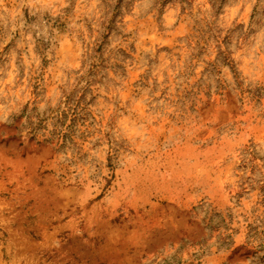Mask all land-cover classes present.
Returning <instances> with one entry per match:
<instances>
[{"label": "rangeland", "instance_id": "obj_1", "mask_svg": "<svg viewBox=\"0 0 264 264\" xmlns=\"http://www.w3.org/2000/svg\"><path fill=\"white\" fill-rule=\"evenodd\" d=\"M0 264H264V0H0Z\"/></svg>", "mask_w": 264, "mask_h": 264}]
</instances>
